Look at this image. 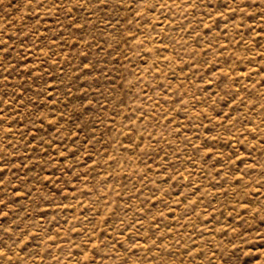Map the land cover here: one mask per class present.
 <instances>
[{
	"label": "rangeland",
	"instance_id": "obj_1",
	"mask_svg": "<svg viewBox=\"0 0 264 264\" xmlns=\"http://www.w3.org/2000/svg\"><path fill=\"white\" fill-rule=\"evenodd\" d=\"M0 264H264V0H0Z\"/></svg>",
	"mask_w": 264,
	"mask_h": 264
}]
</instances>
